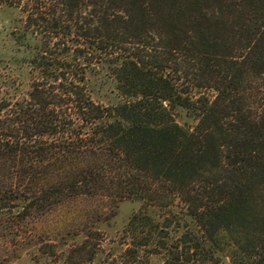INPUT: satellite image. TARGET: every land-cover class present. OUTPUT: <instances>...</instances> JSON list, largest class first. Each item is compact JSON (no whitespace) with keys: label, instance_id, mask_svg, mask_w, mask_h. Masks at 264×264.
Listing matches in <instances>:
<instances>
[{"label":"trees","instance_id":"16d2710c","mask_svg":"<svg viewBox=\"0 0 264 264\" xmlns=\"http://www.w3.org/2000/svg\"><path fill=\"white\" fill-rule=\"evenodd\" d=\"M2 4L30 83L0 98V217L134 200L120 264H264V0Z\"/></svg>","mask_w":264,"mask_h":264},{"label":"rangeland","instance_id":"374dc122","mask_svg":"<svg viewBox=\"0 0 264 264\" xmlns=\"http://www.w3.org/2000/svg\"><path fill=\"white\" fill-rule=\"evenodd\" d=\"M22 17L19 9L0 5V98H21L30 83L24 48L15 41L21 35ZM93 88L96 101L116 100L107 86ZM140 205L134 200L83 196L64 200L43 213L32 212L24 220L16 211L1 213L0 264H120L121 259L128 260L123 226ZM162 262L161 255L151 254L142 255L138 264ZM217 264L232 263L221 257Z\"/></svg>","mask_w":264,"mask_h":264}]
</instances>
